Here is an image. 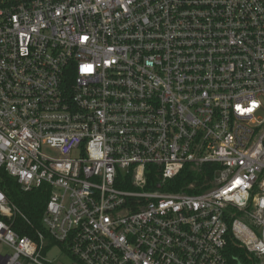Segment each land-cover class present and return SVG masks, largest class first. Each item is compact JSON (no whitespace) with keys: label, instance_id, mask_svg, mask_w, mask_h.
<instances>
[{"label":"built area","instance_id":"built-area-1","mask_svg":"<svg viewBox=\"0 0 264 264\" xmlns=\"http://www.w3.org/2000/svg\"><path fill=\"white\" fill-rule=\"evenodd\" d=\"M0 168L56 242L0 189L2 264H264V0H0Z\"/></svg>","mask_w":264,"mask_h":264},{"label":"trees","instance_id":"trees-1","mask_svg":"<svg viewBox=\"0 0 264 264\" xmlns=\"http://www.w3.org/2000/svg\"><path fill=\"white\" fill-rule=\"evenodd\" d=\"M215 165L208 164L203 170L194 169L191 165H187L178 176L166 182L164 189L174 191L198 192L199 189L213 179ZM150 182L156 183L160 179L157 174L150 175ZM196 184L198 189H189L190 184ZM0 189L3 190L8 198L22 212L25 217L18 216L14 219V228L21 235H27L36 240L39 239V233H42L50 242V245L56 244L50 233L44 227L42 216L46 208L47 201L50 196V188L43 185L32 191H25L21 188L17 179L11 176L4 168H0ZM70 253L68 246L60 245ZM228 254L234 264H255V260L249 257L244 249L238 248L230 241L228 245ZM48 248L46 249V251ZM76 263H80L74 258Z\"/></svg>","mask_w":264,"mask_h":264},{"label":"rangeland","instance_id":"rangeland-1","mask_svg":"<svg viewBox=\"0 0 264 264\" xmlns=\"http://www.w3.org/2000/svg\"><path fill=\"white\" fill-rule=\"evenodd\" d=\"M10 252L11 249L7 245L0 243V255H6ZM48 257L54 262V264H71V259L62 252L59 246H54L48 252Z\"/></svg>","mask_w":264,"mask_h":264},{"label":"crops","instance_id":"crops-1","mask_svg":"<svg viewBox=\"0 0 264 264\" xmlns=\"http://www.w3.org/2000/svg\"><path fill=\"white\" fill-rule=\"evenodd\" d=\"M1 263V262H0ZM2 264V263H1Z\"/></svg>","mask_w":264,"mask_h":264}]
</instances>
